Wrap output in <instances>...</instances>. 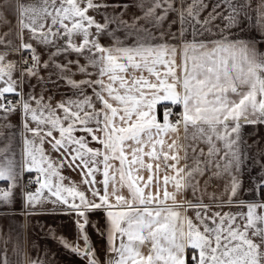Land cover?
<instances>
[{
	"label": "snow or ice",
	"instance_id": "1",
	"mask_svg": "<svg viewBox=\"0 0 264 264\" xmlns=\"http://www.w3.org/2000/svg\"><path fill=\"white\" fill-rule=\"evenodd\" d=\"M246 126L264 0H0V209L26 221L0 226V264H53L22 243L42 215L71 219L48 232L82 264H264Z\"/></svg>",
	"mask_w": 264,
	"mask_h": 264
},
{
	"label": "crops",
	"instance_id": "2",
	"mask_svg": "<svg viewBox=\"0 0 264 264\" xmlns=\"http://www.w3.org/2000/svg\"><path fill=\"white\" fill-rule=\"evenodd\" d=\"M63 91V90H62ZM59 99V96H57ZM244 138L247 144V153L249 159L247 161V168L243 176L244 191L241 196L246 199L257 198L254 191V185L256 183V177L264 174L261 165H264V126H246L244 128ZM65 175L70 176L74 180H78L79 177L76 173L69 170L65 171ZM219 190H222L223 183L219 185ZM50 207V206H49ZM21 205L17 203L15 206L16 211H20ZM4 209H0V226H4L5 229L9 223H14L17 226L24 225L26 223L23 215H18L14 220L3 217ZM98 219V217H94ZM49 227L56 230L57 235H64L70 240L74 238V225L71 219L66 216L60 215H42L32 216L27 221L26 230L21 228L24 233L22 243L31 251L34 247L38 248L41 253L47 252L50 258H53V264H82L78 257L64 250L52 235L48 232ZM92 235L94 245L101 249L103 248V241L89 230ZM36 252H32V255H36Z\"/></svg>",
	"mask_w": 264,
	"mask_h": 264
}]
</instances>
